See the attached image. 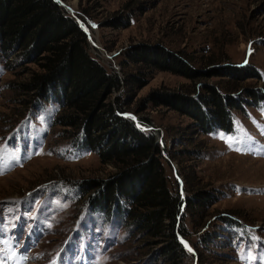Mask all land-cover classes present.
I'll list each match as a JSON object with an SVG mask.
<instances>
[{
	"label": "rangeland",
	"instance_id": "rangeland-1",
	"mask_svg": "<svg viewBox=\"0 0 264 264\" xmlns=\"http://www.w3.org/2000/svg\"><path fill=\"white\" fill-rule=\"evenodd\" d=\"M61 3L88 30L91 53L106 67L120 71L124 53L138 46L160 45L183 55L200 70L205 68L204 58L215 53L225 73L242 68L246 74L253 69L258 75L228 94L244 96L243 89L248 88L264 96V0ZM24 66L37 69L31 62ZM12 68L0 58V264H153L149 252L155 247L142 249L140 241L126 235L116 213L106 219L104 212L93 209L87 195H81V183L105 179L114 168L102 165L97 154L62 136L61 127L53 123L58 110L53 101L23 109L8 83L24 81L28 75H16L21 72L18 65ZM202 79L221 89V79ZM192 86L183 76L155 71L135 97L124 96L133 103L125 115L138 126H143L139 116H147L159 132L171 187L176 185L184 198L189 196L194 186L186 184V176L193 170L199 178L196 188L219 193L209 208L205 230L192 224L189 214L184 215L194 248L201 233L216 235L214 243L192 250L185 264H264V155L260 154L264 151V98L234 111L229 133H199L192 118L164 105L148 103L145 111L135 113L136 102L151 92L190 88L188 94L195 96L205 90L200 85L193 92ZM241 127L250 140L241 136ZM221 133L225 139L240 142L230 148L232 140L226 143L219 138ZM237 147L241 150H233ZM181 149L195 153L170 160L172 152ZM226 214L236 225L222 222L220 216Z\"/></svg>",
	"mask_w": 264,
	"mask_h": 264
},
{
	"label": "trees",
	"instance_id": "trees-1",
	"mask_svg": "<svg viewBox=\"0 0 264 264\" xmlns=\"http://www.w3.org/2000/svg\"><path fill=\"white\" fill-rule=\"evenodd\" d=\"M0 58L10 70L13 65L20 67L16 75H28L24 81L8 83L23 109L53 101L58 105L53 123L61 127L62 136L97 154L102 165L114 168L105 179L91 178L81 183V195H87L93 209L104 212L106 219L116 213L126 235L140 241L142 249L155 247L149 252L153 264H185L193 254L182 239L194 252L216 241L214 232L206 231L199 235L194 248L184 215L189 214L192 224L205 230L209 208L219 193L196 188L199 178L193 170L186 176V184L194 186L189 196L184 198L178 186L171 187L165 168L168 160L158 143L159 132L151 127L147 116H139L143 126H138L125 115L133 103L126 102L124 96L135 97L155 71L183 76L195 86L193 92L200 85L205 90L195 96L188 94L190 88L151 92L136 102L135 113L145 111L148 103L164 105L192 118L199 133H229L233 130V112L242 110L249 101L264 98L260 91L248 88L243 89L244 96L227 93L242 81L256 78L255 70L246 74L244 69L235 68L227 74L218 66L220 56L215 53L201 60L205 68L200 70L183 55L154 45L127 50L117 71L91 53L87 34L61 0H0ZM30 62L36 70L24 66ZM202 77L221 79L223 91ZM226 78L229 80L222 81ZM120 90L124 93L112 97ZM172 153L170 160L195 152L181 149ZM229 215L220 219L229 226L236 225Z\"/></svg>",
	"mask_w": 264,
	"mask_h": 264
},
{
	"label": "snow or ice",
	"instance_id": "snow-or-ice-1",
	"mask_svg": "<svg viewBox=\"0 0 264 264\" xmlns=\"http://www.w3.org/2000/svg\"><path fill=\"white\" fill-rule=\"evenodd\" d=\"M57 2H59V0H57ZM250 47H251V46H250ZM239 132H240L241 136L244 137L246 140H250V139H251V138L248 136V134L246 133V131L243 130L242 127L239 129ZM261 133L264 134V128H261ZM219 138L225 140L226 143H228L229 139H231V140H232V143L229 144V147H230V148L233 147V144H238V143L240 142L239 139H237V138H231V137H229L228 139H225V134H223V133H221V134L219 135ZM233 150L240 151L241 149L237 147V148H234ZM260 154L264 155V151H262ZM181 243L184 244L185 248H186L189 252L192 251L191 247H190L186 242L181 241Z\"/></svg>",
	"mask_w": 264,
	"mask_h": 264
},
{
	"label": "water",
	"instance_id": "water-1",
	"mask_svg": "<svg viewBox=\"0 0 264 264\" xmlns=\"http://www.w3.org/2000/svg\"><path fill=\"white\" fill-rule=\"evenodd\" d=\"M77 22L79 24V26L86 32V34L89 36V32L88 30L82 25V23L77 19ZM161 142V140H160ZM182 241L186 242L184 239H182ZM187 243V242H186Z\"/></svg>",
	"mask_w": 264,
	"mask_h": 264
}]
</instances>
